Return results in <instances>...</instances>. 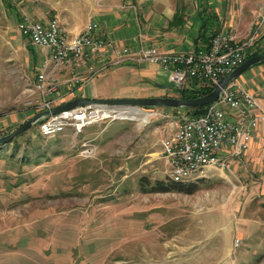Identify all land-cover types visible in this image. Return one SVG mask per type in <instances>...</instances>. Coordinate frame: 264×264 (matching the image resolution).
I'll use <instances>...</instances> for the list:
<instances>
[{
  "label": "rangeland",
  "instance_id": "374dc122",
  "mask_svg": "<svg viewBox=\"0 0 264 264\" xmlns=\"http://www.w3.org/2000/svg\"><path fill=\"white\" fill-rule=\"evenodd\" d=\"M61 2L0 0L12 49L0 63V137L37 113V71L15 26L22 15L51 18ZM240 5L225 0L223 21L236 23ZM158 75L168 85L170 74ZM145 111L153 116L107 118L51 139L36 135V123L0 144V264H264V160L205 171L193 194L151 193L147 185L167 180L162 141L186 112Z\"/></svg>",
  "mask_w": 264,
  "mask_h": 264
},
{
  "label": "built area",
  "instance_id": "2783aa9c",
  "mask_svg": "<svg viewBox=\"0 0 264 264\" xmlns=\"http://www.w3.org/2000/svg\"><path fill=\"white\" fill-rule=\"evenodd\" d=\"M263 25L264 0H261L254 28L245 39L219 31L208 36L204 47L181 54H162L155 47L133 51L127 46H117L94 20H88L80 32L70 34L55 17L36 20L22 15L17 29L32 47L46 51L47 60L54 67L69 72L64 81L69 89L81 86L87 81L88 74L93 77L110 66L129 63L156 64L170 74L173 86L182 89L193 82L214 88L250 55L256 33ZM86 70L88 74L84 72ZM32 87V94L36 96L33 107L37 113L51 110L52 97L58 93L61 84L47 73L45 64L38 70ZM136 110L139 112L80 106L41 119L36 126V135L51 139L64 135L69 129L83 131L107 118L131 119L128 116L142 114L146 119L153 116L152 112ZM263 119L257 113L254 98L231 85L202 114L193 116L182 112L175 131L162 141L161 154L167 179L174 183H189L205 177V171H225L234 160L242 158L254 130Z\"/></svg>",
  "mask_w": 264,
  "mask_h": 264
},
{
  "label": "crops",
  "instance_id": "0c3cea01",
  "mask_svg": "<svg viewBox=\"0 0 264 264\" xmlns=\"http://www.w3.org/2000/svg\"><path fill=\"white\" fill-rule=\"evenodd\" d=\"M193 1L194 3L186 4L184 0H64L60 5L53 6L51 18H57L70 34L80 32L88 20H94L100 30L117 46H127L133 51L155 47L162 54H181L204 47L208 41L207 37L214 31H225L237 39H245L254 28L257 6L261 0H240L241 18L236 23L231 19L223 21V15L228 8H223L225 0ZM46 19V16L36 18ZM15 27L21 41L24 36L17 29V24ZM0 30L5 31L4 24H0ZM6 37L7 33L0 34L1 64L11 59L7 56L12 50L11 44ZM23 39L29 43L26 37ZM27 48L30 55L26 56L25 63L29 67L33 65L37 72L45 64L47 73L61 84L58 93L52 97L53 108L78 99L161 97L166 90L164 86L167 85L162 86L157 81L160 68L149 63L110 66L93 77H90L86 70L84 72L88 74L87 81L79 87L69 89L64 83L69 77L67 70L54 67L47 60L45 50L34 48L30 43ZM253 53L264 54V25L256 33L250 54ZM155 77L157 83L148 84L149 80L155 81ZM170 83L171 80L168 84ZM229 85L251 95L257 104V113L264 118V62L244 70ZM153 89H157L158 93H154ZM78 107L80 105L74 108ZM172 131L174 132L175 128ZM240 159L252 162L253 165L263 162L264 119L257 125L248 149ZM240 159L234 160L229 168L235 166ZM262 173L264 175V170Z\"/></svg>",
  "mask_w": 264,
  "mask_h": 264
},
{
  "label": "water",
  "instance_id": "95a60500",
  "mask_svg": "<svg viewBox=\"0 0 264 264\" xmlns=\"http://www.w3.org/2000/svg\"><path fill=\"white\" fill-rule=\"evenodd\" d=\"M264 62V54H258L246 59L238 68H236L232 73L223 78L213 90L201 97L184 100L180 98H168V97H149V98H119V99H97V100H86L78 99L71 103L65 104L63 106L52 108L48 111H41L35 114L33 117L25 121L16 130L7 134L6 136L0 137V144H6L11 142L13 138L21 135L22 133L28 131L30 128L36 125L41 119L49 117L72 109L76 106H86L91 105L94 107H105L109 109H114L116 111L127 110L130 112L136 109L144 108H165V109H193L197 107H203L212 104L218 100L221 96L222 91L235 80L244 70L249 67L256 65L258 63ZM166 89L173 87V83L164 86Z\"/></svg>",
  "mask_w": 264,
  "mask_h": 264
},
{
  "label": "trees",
  "instance_id": "16d2710c",
  "mask_svg": "<svg viewBox=\"0 0 264 264\" xmlns=\"http://www.w3.org/2000/svg\"><path fill=\"white\" fill-rule=\"evenodd\" d=\"M216 33V31L212 32L211 34ZM208 38V37H207ZM206 38V39H207ZM256 54H250L247 56V58L251 56H255ZM213 87H207V86H202L196 89H180L179 92V98L184 99V100H190V99H195L201 96H204L212 91ZM197 107L193 109H186L185 112L197 116L202 114L206 107ZM203 179H198L194 182H189V183H174L171 182L170 180H157L155 181L152 185H147L149 186V191L151 193H183V194H193L196 192L199 188V182H201Z\"/></svg>",
  "mask_w": 264,
  "mask_h": 264
},
{
  "label": "bare ground",
  "instance_id": "6f19581e",
  "mask_svg": "<svg viewBox=\"0 0 264 264\" xmlns=\"http://www.w3.org/2000/svg\"><path fill=\"white\" fill-rule=\"evenodd\" d=\"M134 112H139V110H135ZM131 115H133V114H131ZM132 119H135V118H132Z\"/></svg>",
  "mask_w": 264,
  "mask_h": 264
}]
</instances>
